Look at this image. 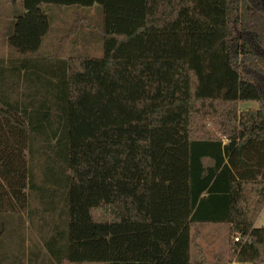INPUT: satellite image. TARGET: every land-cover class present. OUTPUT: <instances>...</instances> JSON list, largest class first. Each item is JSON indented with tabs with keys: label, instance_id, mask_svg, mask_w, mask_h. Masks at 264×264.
Here are the masks:
<instances>
[{
	"label": "trees",
	"instance_id": "trees-1",
	"mask_svg": "<svg viewBox=\"0 0 264 264\" xmlns=\"http://www.w3.org/2000/svg\"><path fill=\"white\" fill-rule=\"evenodd\" d=\"M22 1L19 56L40 51L50 6H98L102 54L68 59L58 117L8 102L0 68V214L49 194L59 264H213L204 222L228 225L234 264L264 263V0Z\"/></svg>",
	"mask_w": 264,
	"mask_h": 264
},
{
	"label": "rangeland",
	"instance_id": "rangeland-1",
	"mask_svg": "<svg viewBox=\"0 0 264 264\" xmlns=\"http://www.w3.org/2000/svg\"><path fill=\"white\" fill-rule=\"evenodd\" d=\"M21 8H24L22 0H0V57H2L0 68L3 70L9 68L14 73L10 80L3 83L4 90L10 93V98L26 102L30 111L39 109L40 104L46 106L47 103L46 107L50 108L49 115L58 117L62 114L61 83L66 75L68 59L99 57L102 54L100 9L98 6L72 7L66 14L52 11L48 14L49 33L43 39L40 51L29 56H19L8 46L7 38L12 29L9 18L13 19L20 15ZM3 43L8 48L6 51L5 45L4 49L2 48ZM23 62H26V70H21ZM239 106L246 109L255 108L257 104L240 102ZM62 129L63 127H59V132H62ZM33 134L37 140L43 138L38 132H33ZM43 140L47 141L50 138L44 137ZM55 140L52 139L51 143L54 144ZM47 162H41L38 168L42 165L45 168ZM204 163L208 164L210 161L204 159ZM61 165H63L62 160L57 161L58 169L62 167ZM48 173H51V170L38 169V174H45L44 177ZM44 187L48 189L50 184L45 183ZM39 194V191L30 190L27 210L21 214H0V259L2 258L3 264H50V262H55L54 255L48 250L47 242L54 233L53 224L58 222L62 214L59 209L48 207V199H52L49 194L41 195L43 199ZM59 202L57 200V203ZM259 215L256 226L264 227V206ZM202 227L200 244L204 248L206 259L209 262L231 264L228 229L223 225L220 228ZM64 245H66V239L63 237L58 239V246L63 247ZM191 257L196 256L192 253ZM65 264L73 263L65 261Z\"/></svg>",
	"mask_w": 264,
	"mask_h": 264
},
{
	"label": "crops",
	"instance_id": "crops-1",
	"mask_svg": "<svg viewBox=\"0 0 264 264\" xmlns=\"http://www.w3.org/2000/svg\"><path fill=\"white\" fill-rule=\"evenodd\" d=\"M69 8H72V7H64V8H62V7H60V8H56V6H50V7H48L47 8V12L48 13H51L52 11L53 12H60V13H63V14H66V12L69 10ZM25 12V9L24 8H21V11H20V14H23ZM15 17H13V19H14ZM12 17L11 18H9V20H10V22L12 23ZM49 33V32H48ZM47 33V34H48ZM4 43H3V45H2V48L4 49ZM7 46L5 45V51H6V49H8V48H6ZM8 51V50H7ZM8 53V52H7ZM4 54V53H3ZM5 56H6V54H5ZM1 58L2 57H0V60H1ZM26 64V63H25ZM5 96V99L8 101V102H11V101H15V99H12V98H10L9 96H10V94H8L7 93V95H4ZM209 160V159H208ZM210 161V160H209ZM211 163V162H210ZM210 163H208V164H210ZM207 165V164H206ZM260 216V215H259ZM258 216V218H260ZM258 218H257V221H255V226L257 225V222H258ZM224 226V227H226L227 229H228V225L226 224V223H218V222H204V223H199L198 224V227H199V230H200V232L202 231V229L201 228H203L202 226H204V227H215V228H220L221 226ZM202 239V233L200 234V237H199V245H200V247H201V249H202V251H203V253H204V255H206V253H205V251H204V248L202 247V245L200 244V240ZM192 253H194L195 254V256H197V254H196V251L194 250V249H192L191 250V255H192ZM192 258V257H191ZM193 260L194 259H196V257L195 258H192ZM65 261L66 260H63L60 264H65ZM213 264H219V263H215V262H212ZM235 262L234 261H232L231 262V264H234ZM50 264H59V263H56V262H50Z\"/></svg>",
	"mask_w": 264,
	"mask_h": 264
},
{
	"label": "built area",
	"instance_id": "built-area-1",
	"mask_svg": "<svg viewBox=\"0 0 264 264\" xmlns=\"http://www.w3.org/2000/svg\"><path fill=\"white\" fill-rule=\"evenodd\" d=\"M238 238H236V240H237Z\"/></svg>",
	"mask_w": 264,
	"mask_h": 264
}]
</instances>
